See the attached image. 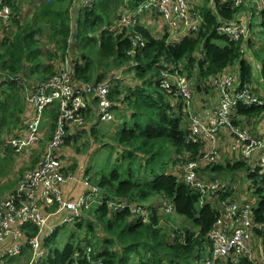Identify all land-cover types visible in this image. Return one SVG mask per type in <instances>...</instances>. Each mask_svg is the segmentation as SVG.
<instances>
[{"label": "trees", "instance_id": "trees-1", "mask_svg": "<svg viewBox=\"0 0 264 264\" xmlns=\"http://www.w3.org/2000/svg\"><path fill=\"white\" fill-rule=\"evenodd\" d=\"M144 1L91 0L89 4L86 0H22L20 3L26 5L19 8L15 2L9 21L0 19V179L10 177L15 167L13 150L6 144L8 138L16 133L19 137L20 130L28 127L26 122L30 116L25 88H20L18 79L30 88L43 86L57 74V66L61 68L64 65L61 62L69 56L70 76L77 86L121 77L109 98L119 111L112 124L122 127L113 136L118 145L117 157L108 170L102 169L91 179L93 167L88 163L98 149L109 145L107 137L111 128L107 133L102 132L96 126L95 111L90 109L94 112L93 120L86 121L81 135L77 130L62 145L65 152L74 144L78 145L77 153L85 151L84 156H79L83 159L76 164L72 153L68 152L73 166L66 172L84 175V163L83 179L89 177L97 187L98 199L124 200L147 216L145 219L142 212H113L107 205L95 206L94 210L87 211L81 222L70 227L85 232L84 242L75 244L76 234L72 233L65 246L59 249L55 241L62 228L55 230L44 241V264H197L211 251L210 232L223 218L219 204L230 197L238 201L237 189L233 190L229 184L224 191L201 194L186 181L189 161L202 159L208 144L203 143V139L196 143L191 134V116L180 97L178 82L183 79L190 85L196 115L219 107L222 95L214 80L226 75L236 77V91L248 89L254 96L264 98V61L259 66L246 50L254 46L218 31L222 23L230 25L240 18H250L252 9L247 5L237 7L231 0H212L200 6L191 3L190 13L194 20L200 21V26L179 40L172 37L163 16L156 11L138 17L134 26L123 22L122 10L134 11ZM86 3L88 5L84 6ZM261 15L264 24V13ZM136 34L142 36L145 47H139L136 55L130 56L128 53L134 50ZM132 62L136 67H131ZM163 72L169 73V78L164 77L166 88L160 83ZM194 80L196 88L190 83ZM57 109L58 106L53 105L45 112L48 119L45 126H50L46 134L48 140L55 133ZM120 111L125 117L129 115L131 121L119 118ZM231 119L234 127L261 140L264 137V99L262 104H240L234 108ZM84 137L86 140L81 141ZM221 139L220 136L217 145L223 151ZM228 139L226 150L229 152V131ZM26 165L29 163L20 168L19 180L0 186L1 196L23 181L31 170ZM239 171L247 172L242 180L250 178L259 184L256 194L261 201L252 211L256 226L253 235L264 243V164L258 158L245 160L241 153H234L232 161L223 164L218 160L196 169L198 179L213 177L224 184L227 183L220 176L228 179L230 174ZM168 204L174 207V212L166 215L181 216L193 224L192 228L181 230L168 226L170 223L164 224L160 216L165 214L164 207ZM98 223L102 229L96 228ZM30 229L32 235L37 233V227ZM91 234L96 237L92 241ZM27 252L18 259L22 264H29ZM77 252L82 254L75 260ZM232 260H237V264H253L243 256L219 259L215 264H234Z\"/></svg>", "mask_w": 264, "mask_h": 264}, {"label": "built area", "instance_id": "built-area-1", "mask_svg": "<svg viewBox=\"0 0 264 264\" xmlns=\"http://www.w3.org/2000/svg\"><path fill=\"white\" fill-rule=\"evenodd\" d=\"M86 1L91 3V0ZM231 1L237 7L244 5L250 7L252 9L250 18H240L238 22L230 25L222 23L218 31L235 40L248 41L249 46L250 44L254 46L256 40L251 31V19L256 12L264 13V0ZM14 5V1L9 3L7 0H0V19L9 21L12 18ZM189 6L187 0H146L134 11L122 10L121 17L123 16V22L127 26H134L138 23V17H142L146 12H159L169 27L172 37L181 40L197 31L200 26V21L193 19ZM135 39L134 50L128 53L130 56H135L139 47H145L140 34H136ZM246 50L249 51V47ZM61 63L64 65L61 68L57 66V74L43 86L30 88L23 80L20 81L21 86L25 88V102L30 112L26 122L29 128L28 135L26 137L22 131V138L9 137L6 144L12 147L14 155L24 156L25 153L24 157L28 160L32 150L36 151L34 156H38L39 153L41 155L29 161L26 168L31 170L14 190L5 193L4 196L0 195V248L2 249L0 264H4L7 259H20L25 251H28L29 264H39L46 258L43 250L44 241L51 237L55 230L81 222L87 211L94 206L107 205L113 212L120 210L142 212L140 208H134L124 200L98 199V189L90 182L89 177L81 182L83 192L79 198L64 199L61 187L75 177L73 173L66 172L67 169L72 168L73 162L69 153L62 150V145L71 135L77 133V130L78 135H81L86 121L93 120L91 116L94 112H90V109L95 111L97 121L102 123L116 121V107L109 96L121 77L107 79L102 83L77 86L72 83L70 76L72 63L69 56ZM131 67H136V64L132 62ZM162 76L160 83L166 88L168 85L164 77L169 78V73L163 72ZM214 83L219 87L222 95L219 107L196 115L193 112L194 96L189 91L190 85L183 79L178 82L180 97L191 116V134L196 143L203 139V143L206 142L210 148L198 162L189 161L185 171L186 181L198 188L201 194L217 193L228 187V184L213 177L198 179L196 173V169L201 165L214 164L220 159L217 135L221 136L222 130L228 129L230 133L231 142L228 150L232 155L241 153L245 160L258 158L264 164V137L261 140L253 138L247 131L234 127L231 119L234 108L240 104L245 106L262 104L264 98L254 96L248 89L236 91L234 88L236 77L233 75L215 79ZM54 102L58 106V119L55 122V133L52 139L48 140L45 137L50 126L43 124L44 115ZM37 145H43L40 152L35 148ZM252 169H256V164ZM219 207L223 218L217 221L210 232L212 259L206 264H215L219 259L230 257L238 259L241 256L247 257L253 264H264V243L253 235L256 227L253 223V207L250 204H240L231 197L220 203ZM164 211L172 214L174 207L168 204L164 207ZM143 215L146 216V213ZM30 227H37L35 235H32ZM81 254L77 252L74 259L78 260ZM232 261L234 264L238 263L237 260Z\"/></svg>", "mask_w": 264, "mask_h": 264}, {"label": "rangeland", "instance_id": "rangeland-1", "mask_svg": "<svg viewBox=\"0 0 264 264\" xmlns=\"http://www.w3.org/2000/svg\"><path fill=\"white\" fill-rule=\"evenodd\" d=\"M187 1H188L189 5L191 3H199L198 6L204 5L206 3L209 4L210 2H212V0H187ZM23 5H26V3H24ZM23 5L20 6L19 8H22ZM198 6H196V7H198ZM114 14H115V12H114ZM114 14H113V16H114ZM251 22H252L251 31H252V35L255 37L256 44L254 45V47L252 49L250 48L249 51H247V52L249 53V55H252L256 59L259 66H262V63L264 61V24H262L261 14L256 12L255 16L251 19ZM81 30H83V29H81ZM46 47H49V45H47ZM47 51H53V49L47 48ZM190 83L193 84V86L195 88L197 87V82L195 80H194V82H190ZM55 104H56V102H54L52 105H55ZM192 107H193V112H194V110H195L194 103H192ZM121 112L122 111H120L119 118L123 117L124 119L127 118V121H131L130 120L131 118H128L129 115L126 114V117H125V115L124 114L122 115ZM115 114H116V116H118L119 111L116 110ZM44 120H46V121L48 120L46 114L44 115ZM47 124H49V123H47ZM96 126L99 129H101V131L104 133L109 132V131H107V129H110V128H111V131H110L109 137H107V138H109V140H108L109 145H107L106 147H103L101 149H98L96 151V153L92 156V160L89 161V163H88L89 165H91L93 167L92 174H90V175H93V176H90L91 179H93L94 176L97 177V175L102 172V169L108 170L110 167V164L117 157L118 145L114 141L113 136L115 135V132L117 130H120L122 127V126H117V127L115 126L114 127V125L112 123H102L100 121H98V125H96ZM28 129H29L28 127L23 129V133L26 134V137L28 135ZM226 130L227 131L221 135V138H222L221 141H223V144H220L223 151H220L219 161H222L223 164L229 160L232 161V153H230L226 150L227 145H228V141H229L228 129H226ZM223 131L224 130H222L221 133ZM14 135L17 136V133ZM19 136L22 138V129L20 130ZM219 138H220V136L218 134L217 135V141L219 140ZM45 139H48V135L45 137ZM80 140L85 141L86 139L84 137ZM80 140L78 141V143L80 142ZM106 143H107V141H106ZM42 146L43 145H37V146H35V148L39 149V152H40V149ZM77 146H78L77 144L71 145V150H73V151H71V150L68 151L69 153H72V158H73L75 164L79 159H83V158H79V156H84V154H85L84 150H82L81 153H77L76 149H75ZM95 147H97V145H95ZM207 149L209 152L210 148L208 146H207ZM14 157H15L16 161H15V167L13 168L11 176L0 179V186H2V187L10 185V183L14 182L16 179L19 180V177L21 175L20 168L25 167L24 164L29 163L30 160L32 161V159L34 157V153H33V151L30 152V160L26 159V157H24L23 155H21V156L18 155V156H14ZM20 163H21V165H24V166H21ZM82 163H83V161L80 160L79 164H82ZM84 166H85V164L83 163L82 169H83L84 175L79 176V174H75L74 175L75 179L69 181L67 184H64L61 187V190L63 192V196H64L65 200H70L71 198L77 199L81 196V194L83 192L81 182L83 180V177H85V170H86ZM262 173H264V171ZM246 175H247V172L239 171V172H236L235 174H230L228 179H226L224 176H220V178L222 181L229 184V186L233 190L237 189L235 192V197L237 198L238 203L250 204L253 207V209L255 210V209H257V207L259 206L260 201H261V198L256 194V190H257L259 184L258 185L255 184L254 181L250 178H248L247 181L242 180ZM94 209H95V206L91 210H94ZM160 217L163 218V220L165 222L164 224L168 225V223H170V225H168V226H172V228L179 227L182 230L183 228H192V226H193V224L191 222H189L188 220H186L185 218L178 216V218H179L178 219V218H176V215H174V214L173 215H166V213L165 214L162 213ZM105 221H106V219H104V222ZM96 228L102 229L101 224L98 223ZM162 230L165 231V228L162 227ZM72 233L76 234V236H75V240H76L75 242L76 243L75 244H77L79 241L84 242V240H83L84 238H82V236L85 234L84 231L77 232V231H74L70 227H64L61 229V231L59 232V234L56 238V241H55L56 246H58L59 249L63 248L65 246V244L69 241ZM93 238H96V237L93 234H91L89 237L90 241H92ZM1 254H2V249L0 248V255ZM210 256H211V251L206 252L204 254L202 260L199 261L197 264H206V262L209 260ZM43 260H45V259H43ZM43 260L39 264H44ZM18 261L21 263H19ZM4 264H22V261L18 260V259H11V260L7 259L4 261Z\"/></svg>", "mask_w": 264, "mask_h": 264}, {"label": "clouds", "instance_id": "clouds-1", "mask_svg": "<svg viewBox=\"0 0 264 264\" xmlns=\"http://www.w3.org/2000/svg\"><path fill=\"white\" fill-rule=\"evenodd\" d=\"M14 2H17L18 3V7H20V6H22V3H20V2H22V0H14ZM20 81H21V79L19 80L18 79V82H19V86H20V88L22 89V86H21V83H20ZM44 122H45V120H44ZM43 122V124L45 125V123ZM10 137H13V136H10ZM7 148H10L11 150H13L12 149V147L11 146H9L8 144H7ZM33 151V153H34V155L36 154V151L35 150H32ZM31 152V151H30ZM14 156H16V155H14ZM22 163V162H21ZM21 163H20V165H21ZM25 165V164H24ZM24 165H21V166H24Z\"/></svg>", "mask_w": 264, "mask_h": 264}]
</instances>
